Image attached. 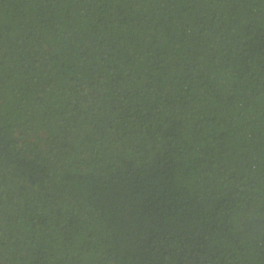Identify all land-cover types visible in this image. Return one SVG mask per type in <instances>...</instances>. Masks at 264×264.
Instances as JSON below:
<instances>
[{"label": "trees", "instance_id": "obj_1", "mask_svg": "<svg viewBox=\"0 0 264 264\" xmlns=\"http://www.w3.org/2000/svg\"><path fill=\"white\" fill-rule=\"evenodd\" d=\"M0 264H264V0H0Z\"/></svg>", "mask_w": 264, "mask_h": 264}]
</instances>
